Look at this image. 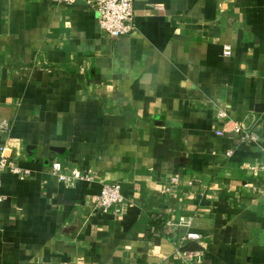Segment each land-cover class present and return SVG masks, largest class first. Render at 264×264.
Returning <instances> with one entry per match:
<instances>
[{
  "label": "crops",
  "instance_id": "crops-1",
  "mask_svg": "<svg viewBox=\"0 0 264 264\" xmlns=\"http://www.w3.org/2000/svg\"><path fill=\"white\" fill-rule=\"evenodd\" d=\"M90 2L0 0V139L27 169L1 174L0 264H264V0H133L117 37ZM112 181L119 215L93 208Z\"/></svg>",
  "mask_w": 264,
  "mask_h": 264
},
{
  "label": "built area",
  "instance_id": "built-area-1",
  "mask_svg": "<svg viewBox=\"0 0 264 264\" xmlns=\"http://www.w3.org/2000/svg\"><path fill=\"white\" fill-rule=\"evenodd\" d=\"M62 4H72L76 0H50ZM91 8L96 16L100 30L111 37H117L131 32L134 29V11L133 0H91ZM229 46L225 45L223 54L229 55ZM219 116H224L223 111L218 112ZM9 121L0 117V134L4 135L9 129ZM218 134L221 131H217ZM242 140H256L257 134L254 132H242L240 134ZM6 140L0 139V183L1 174L4 171H9L16 174H24L27 169L21 167L15 159L9 157L6 153ZM259 168L264 170V163L260 164ZM51 170L63 183L64 186H71L77 180H92L93 172L89 169L80 170L71 168L65 170L59 161L51 163ZM172 180H175L172 177ZM2 195L0 194V199ZM124 199L120 191L118 182H104L94 198L93 208L100 211H111L115 215H119L123 210ZM168 223V222H167ZM178 224L188 226L189 219L184 216H179ZM151 234L157 235L154 226L149 228ZM198 234L191 231H186L185 240H195ZM183 254L186 258L195 261H200L201 250H184Z\"/></svg>",
  "mask_w": 264,
  "mask_h": 264
},
{
  "label": "trees",
  "instance_id": "trees-1",
  "mask_svg": "<svg viewBox=\"0 0 264 264\" xmlns=\"http://www.w3.org/2000/svg\"><path fill=\"white\" fill-rule=\"evenodd\" d=\"M154 220V224L155 226H157L159 224V220L158 218H155V219H152ZM194 242L193 241H188L186 243H184L182 246H181V250H184V249H192V248H197L198 246H196L195 244H193Z\"/></svg>",
  "mask_w": 264,
  "mask_h": 264
}]
</instances>
